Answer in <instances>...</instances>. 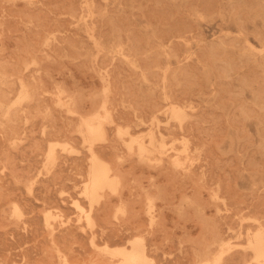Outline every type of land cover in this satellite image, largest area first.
Masks as SVG:
<instances>
[{
	"label": "rangeland",
	"instance_id": "obj_1",
	"mask_svg": "<svg viewBox=\"0 0 264 264\" xmlns=\"http://www.w3.org/2000/svg\"><path fill=\"white\" fill-rule=\"evenodd\" d=\"M0 92V264H264V0H0Z\"/></svg>",
	"mask_w": 264,
	"mask_h": 264
},
{
	"label": "bare ground",
	"instance_id": "obj_2",
	"mask_svg": "<svg viewBox=\"0 0 264 264\" xmlns=\"http://www.w3.org/2000/svg\"><path fill=\"white\" fill-rule=\"evenodd\" d=\"M2 91V90H1ZM0 93H2V92H0ZM6 110V109H5ZM12 111V110H11ZM5 112V111H4ZM14 112V111H13ZM1 114V113H0ZM98 122V121H97ZM96 129V128H95ZM94 131V130H93ZM99 134V133H98ZM176 162V161H175ZM96 163H99L98 161L96 162ZM104 163V162H103ZM103 163H101V165H102V169H101V171H99V173H100V175H98V177H96V179H95V181H96V183H95V186L98 184V183H102V184H104V182L103 181H105V176H107V173L109 172V168L106 166V165H108V164H106L105 165V163L103 164ZM97 174V173H96ZM108 179V178H107ZM114 181H115V179H114ZM101 184V185H102ZM117 184V183H116ZM87 187V186H86ZM96 190V189H95ZM121 249V248H120ZM119 249V250H120ZM258 249V248H257ZM123 251V250H122ZM255 251V250H254ZM120 254V253H119ZM262 255V254H261ZM259 257V256H258ZM134 258V256L132 255L129 259H133ZM263 258V257H262ZM144 260V259H143ZM125 261V260H124ZM127 264V263H126Z\"/></svg>",
	"mask_w": 264,
	"mask_h": 264
}]
</instances>
